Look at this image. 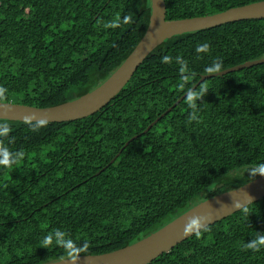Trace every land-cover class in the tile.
Wrapping results in <instances>:
<instances>
[{"label": "trees", "instance_id": "trees-1", "mask_svg": "<svg viewBox=\"0 0 264 264\" xmlns=\"http://www.w3.org/2000/svg\"><path fill=\"white\" fill-rule=\"evenodd\" d=\"M256 1L165 0V18ZM149 15L150 0H0V101L47 107L94 89ZM262 57L264 18L226 22L159 43L91 115L0 119V264L121 248L263 173L264 62L195 85ZM148 264H264V197Z\"/></svg>", "mask_w": 264, "mask_h": 264}, {"label": "water", "instance_id": "water-1", "mask_svg": "<svg viewBox=\"0 0 264 264\" xmlns=\"http://www.w3.org/2000/svg\"><path fill=\"white\" fill-rule=\"evenodd\" d=\"M165 15V0H150V15L147 28L141 39L123 62L94 89L75 99L47 107L0 101V119L61 122L91 115L99 111L123 88L144 58L159 43H163L173 36L203 30L226 22L264 18V0L190 18L170 20L166 19ZM263 62L264 57L249 60L218 72L201 75L195 85L208 76L222 75L232 70ZM195 85L184 92L159 117L149 123L142 133L147 132L161 116L184 98ZM137 136L138 134L133 135L125 145ZM116 155L110 162L114 160ZM262 197H264V172L241 186L202 200L159 229L131 244L105 253L73 255L44 264H148L157 256L169 251L199 230Z\"/></svg>", "mask_w": 264, "mask_h": 264}, {"label": "clouds", "instance_id": "clouds-1", "mask_svg": "<svg viewBox=\"0 0 264 264\" xmlns=\"http://www.w3.org/2000/svg\"><path fill=\"white\" fill-rule=\"evenodd\" d=\"M219 68H220V65L219 64H217V70H219ZM195 222V221H194ZM74 259H75V257H73Z\"/></svg>", "mask_w": 264, "mask_h": 264}]
</instances>
